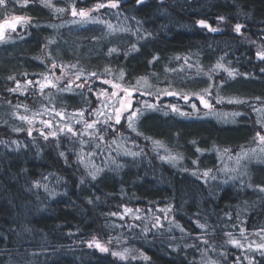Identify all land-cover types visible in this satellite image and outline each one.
Returning a JSON list of instances; mask_svg holds the SVG:
<instances>
[{
  "label": "trees",
  "instance_id": "16d2710c",
  "mask_svg": "<svg viewBox=\"0 0 264 264\" xmlns=\"http://www.w3.org/2000/svg\"><path fill=\"white\" fill-rule=\"evenodd\" d=\"M101 3L108 0L76 1L75 6ZM71 4L53 0L52 5L68 9ZM52 5L8 0L0 8V19L65 21L67 15L55 18ZM114 9L122 19L115 28L104 23L32 28L0 45V264H264V255H248L231 242L247 243L243 230L264 240V192L259 190L264 187V160L249 157L220 177L218 157L225 151H252L256 133H264V113L258 114L264 109V60L257 55L264 51V0H145L139 5L119 0ZM110 10L103 7L100 13ZM237 23L244 25L241 34L234 31ZM45 44L48 58L42 63ZM110 49L116 51L110 54ZM53 64L87 76L94 72L99 78L91 76L82 92H55L54 111L45 109L44 119L68 122L83 112L91 122L97 102L85 94L89 86L94 91L107 88L103 81L109 77L133 86L168 74L193 81L172 87L177 95L163 94L161 106L179 104L186 110L194 95L208 88L206 78L213 77L222 96L243 101L223 105L240 116L234 123L186 120L156 108L137 121L139 135L124 121L115 132L98 124L92 129L99 130L96 135L74 121L67 126H73L75 136L67 129L56 140L29 135V120L22 117H29V111L41 114L38 93L51 97L50 88L40 85ZM218 64L222 73L216 76L211 69ZM18 84L25 86L23 91H10ZM149 95L147 100L155 102ZM118 133L132 143V155L115 160L117 153L112 152L105 160L99 145L111 143ZM87 149V154H100L97 166L83 164ZM167 154L179 157L177 167L166 162ZM157 218L163 227H153ZM256 232L262 234L254 236ZM93 241L101 246L108 242L113 250L135 247L143 255L118 259Z\"/></svg>",
  "mask_w": 264,
  "mask_h": 264
},
{
  "label": "rangeland",
  "instance_id": "374dc122",
  "mask_svg": "<svg viewBox=\"0 0 264 264\" xmlns=\"http://www.w3.org/2000/svg\"><path fill=\"white\" fill-rule=\"evenodd\" d=\"M71 4V6H69L68 9H63V8H56L54 7L53 4V0H43L44 4H48V5H52L53 8L52 13L54 14L55 18H61L67 15V18L65 21H58L54 24H39L37 23L34 19H32L31 17H25V16H6L3 19H0V32H2L3 34V39H0V45H8V43H12V37H15L16 34H18L19 36L23 35L24 32H29L32 28H48V29H52L53 27H56L58 29L60 28H64L65 26H73L74 28H80L82 26H88L90 24H105L106 26H112V28H115V25L118 24L122 19L119 18V15L115 12L116 10L114 8H112V10L108 11L105 14H101L100 10L98 11H92V9L94 8L93 5L91 8H85L84 10L88 12V15L86 17H81L79 15V11L81 10L78 9L75 6L76 1H85V0H69ZM49 7V6H48ZM73 7L75 8L77 15L73 16L72 15V9ZM57 9H63V11H57ZM6 13H8V10H6ZM13 17H22L21 20L19 21H14L12 18ZM7 21V24L5 23ZM12 23H15V29H13L10 25ZM115 24V25H114ZM19 29H21V32L19 31ZM54 29V28H53ZM20 38V37H19ZM12 42H9V41ZM49 44V43H48ZM47 44H45L43 46V51L42 54L44 57V60L42 63H45L46 60L48 58V50H47ZM46 65V64H44ZM48 72L44 75V79L41 80L42 84L44 85L43 88H50L51 90V97L48 99V96L45 94V98L41 97L42 93H38V95L35 97L36 102L39 101V105H41L42 110H41V114L39 116H34L30 111H29V117L25 116L27 119L31 121V123H29V130H31V133H41V132H47L46 134L48 135V139H55L58 138L59 134L58 132L61 131V129H63V131L66 130V125L69 124L70 121H74L76 124H82L83 121H88L85 120L84 116L81 118L80 115H71L70 119L68 120V122L65 121H60L59 119L57 120H50V119H44V116H46L48 114V112L45 110H49V111H54L51 106L55 104V98H54V94L55 92H71V93H76L81 91L82 89H87V84L83 83L82 80L88 78L89 76H87L86 74H83L81 72L79 75V79H77V73H74V71L70 68H60L58 66H56L55 68L52 67V65L48 66ZM212 72L214 73L216 76H219L222 71L220 70V67H215L214 69H211ZM223 70V68H222ZM173 75H166L162 78L157 77V79L152 80L150 78L147 79H141L139 81L136 82L135 85L133 86H126L122 83V81L118 82L117 80H115L113 77H109L107 80L111 81L112 83H117L119 84L121 87L119 89H113L111 87V84H103L104 87L108 86L107 88H102L99 90H92L89 91L87 90V92L85 94H88V96H93L95 101L97 102V108L96 109H101V114L99 116L97 115H93V119L94 120H99V123H96L94 125V128L96 127V125H100L101 123H103V120L105 119L106 116L108 115H114V107H118V101L120 100L121 97H125V92L123 91V89H131L133 92V95H131L130 97H128L127 99H125L123 102L124 103H129L131 104V109L130 110H126L124 112V116H127L129 114V111H134L136 109H140V112H137L136 117L134 118L135 120V125L137 124V121L147 112V111H152L156 108H165L171 112H173L174 114H177L180 117H183L186 120L189 119H216L220 122L223 123H234L235 120L240 116V115H234L236 112H231L225 109V107L223 105L226 104H233V103H228L229 98H225L224 96H222L218 89L215 88L214 86V82L212 81V78H206V81H208V85H212L211 88V94L209 95L208 93H206L203 89V91L200 92L199 95H194L195 98V102H188L186 104L187 109L183 110V106L182 105H169L167 104L166 107L161 106L160 104V97L164 94L165 91H171L173 88H176V84H188L191 83L193 81V78L187 77V78H183L180 75L176 74V76H174L172 78ZM83 78V79H82ZM91 78V77H90ZM183 79V80H181ZM91 80V79H88ZM180 81V82H178ZM188 82V83H187ZM71 83V89L70 90H65L66 86L68 84ZM168 83L170 84V88H168ZM55 84V87H52L51 85ZM78 84H83L84 87L83 88H79L77 87ZM19 87H17L15 89V93L21 92L23 91V89L25 88L24 85L18 84ZM189 85V84H188ZM60 89V90H59ZM78 90V91H77ZM101 90H104L106 92L105 95H101L100 92ZM113 91L117 92V96L113 97L111 95V93ZM216 94L215 96L213 95L214 93ZM14 93V94H15ZM137 93H142L143 94V98H137ZM153 96L154 98H156L155 102H151V100H147L149 99L150 95ZM198 96H203L204 99L208 100L209 103L212 105L211 108H205L204 105L201 103L200 99L198 98ZM99 97V98H98ZM223 97V100L221 102H217V100ZM48 99V100H47ZM213 104L214 107H213ZM147 105H153L154 107H148ZM192 105H195V108L192 107ZM171 106H175L176 108L179 109V111H173ZM223 107V108H222ZM95 109V110H96ZM261 110H259L258 114L259 115H263L264 113V109L260 108ZM181 113H184L183 115ZM60 119H63V115H59ZM80 120V123H77V121ZM41 121H48L51 124V127H48L45 124H42ZM91 121V122H92ZM126 122L127 121L122 117L121 122ZM89 122V121H88ZM111 122V121H110ZM120 122V123H121ZM73 124V123H72ZM71 124V125H72ZM114 124V123H113ZM116 125V126H115ZM114 129L115 131H117V127L120 126V124H114ZM73 127V126H72ZM126 127H128V124H126ZM94 128H91L89 135H96L95 131L92 130ZM129 128V127H128ZM130 129V128H129ZM131 130V129H130ZM67 131V130H66ZM65 131V132H66ZM113 131V132H115ZM132 131V130H131ZM260 131V130H259ZM264 131V128H263ZM51 133H56L55 136L51 135ZM63 133V132H62ZM261 135H264V133H262V131H260ZM120 134H117V138H114V140L111 143H103L101 145H99V149L100 151L102 150L103 153V157L105 160H110L109 154H111L112 152L117 153L115 156V160L116 159H121L126 158V157H130V155H132L131 150H130V146L132 145L131 142H129L128 138L126 136H124L122 138V135L120 136ZM44 137V136H43ZM86 140H91L90 137H85ZM120 139V140H119ZM96 147V146H95ZM160 147V146H159ZM94 148V146H93ZM161 148V147H160ZM252 151H248V152H244L241 151L237 154H233L230 151H225V152H221L219 153L218 157H219V161L221 162V168L219 170L220 173V177L223 176L225 173H227V171H229L231 169L232 166H234V168H236L237 163L238 162H245L246 160L249 159V157H252L255 160L260 161L264 160V143H261L259 141L258 138H256V145L251 148ZM96 151V150H95ZM88 149L84 151V156L82 159L83 164L85 165V167L94 165L97 166V163H100V161H102V158L100 156V154L98 153H89L87 154ZM86 156V157H85ZM165 160L166 162H168V164L172 165L173 167H177L178 161H179V157H175L173 155L167 154L165 156ZM102 163V162H101ZM229 166V167H228ZM240 167H238L235 171L239 170ZM227 170V171H225ZM140 212H138L139 214ZM162 220V219H161ZM159 221L160 224L162 223V221ZM257 234L261 235L262 232H256L254 233V236H256ZM243 235L246 237L247 239V243L242 242V243H233L234 246H236L237 248H239V250L244 251L246 253H248V255L252 254L253 252L255 253H260L264 252V248H259V245L264 244V240L260 241L257 238H254L251 234L247 235L246 232H244L243 230ZM250 240L252 242H250ZM101 244H104L103 247H106L108 249V253H126V256L124 259L127 258H131V259H138L142 257V252L139 251L137 248L133 247H124L123 248H116L113 250L112 246L108 244V242H101ZM114 255V254H113ZM116 258L121 259L120 256L115 255Z\"/></svg>",
  "mask_w": 264,
  "mask_h": 264
},
{
  "label": "snow or ice",
  "instance_id": "6c2138e0",
  "mask_svg": "<svg viewBox=\"0 0 264 264\" xmlns=\"http://www.w3.org/2000/svg\"><path fill=\"white\" fill-rule=\"evenodd\" d=\"M135 2H136L137 5H139V4H143V3L145 2V0H135ZM27 3H28V0H24V5H25V6L27 5ZM7 5H8V0H0V8H6ZM45 6H50V5L46 4ZM103 7L118 8V7H119V0H108V4H103V3H101V4H97V5L94 6V8L92 9V11H98L100 8H103ZM57 11H63V9H57ZM72 15H73V16L77 15V12H76V10H75L74 7H73V9H72ZM79 15H80L81 17H86V16L88 15V12L85 11L84 9H81V10L79 11ZM12 19H13L14 21H19V20L22 19V17H13ZM221 19H223V18H221ZM5 23L7 24V21H6ZM199 23H200L202 26H204V27H209L208 25L205 24L204 21H200ZM10 26H11L13 29H15V23H12ZM243 27H244V25H242L241 23H237V24L234 25V31H235L236 33H238V34H241V29H242ZM210 30L213 31V32H215V31H217L218 29H216V28H211ZM142 38H143V37H142ZM0 39H3V34H2V32H0ZM49 43H51V41H49ZM133 47H135V45H134ZM114 51H116V49H110V50H109V53L111 54V52H114ZM257 55H258V57H259L261 60H264V51H259V52H257ZM154 59H155V58H154ZM52 67L55 68L56 65L53 64ZM73 67H75V66L73 65ZM217 67H221V65L218 64ZM106 71H109V70L106 69ZM226 71H227V69H226ZM262 71H264V69H262ZM79 75H80V73L78 72V73H77V79H79ZM123 75H124V73L121 71V72H120V77L122 78ZM228 75H229V76H233V71H228ZM244 75H247V74H244ZM91 76H97V74L94 73V72L91 73V74L89 75V77L85 79V83H88V79H90ZM97 78H99V77L97 76ZM210 79H211V77H210ZM28 83L31 84L32 82H31V81H28ZM103 83H105V84H111V87H112L113 89H119V88L121 87L119 84H117V83H112L111 81H108V80H104ZM223 83H224V81L221 80V82H220L219 85H217V86H218V87H222V86H223ZM51 86H52V87H55L56 85H55V84H52ZM17 87H19V85H17ZM40 87L43 88L44 85H40ZM77 87H79V88H83L84 85H83V84H78ZM211 88H212V85L210 84V85L208 86V88L204 89V91L210 95V94H211ZM70 89H71V83L68 84V85L66 86V89H65V90H70ZM88 90H89V91H92V89H91L90 86H89V89H88ZM10 91H15V89H11ZM123 91L125 92V97H121V98H120V100L118 101L119 106H118V107H114V115H108V116H106L105 119L103 120V124L107 125L109 128H112L113 131H115V129H114V127H113V123H114V124H120L121 119H122V117H123V118L127 121L128 127H129L133 132H137V129H136V127H135V120H134V118L136 117L137 112H140V109H136V110H134V111H129V114H128L127 116H124V115H123L124 112H125L126 110H130V109H131V104H130V102H129V103H124L123 101L132 95V90H131V89H123ZM100 94H101V95H105L106 92H105L104 90H101ZM164 94H165V95H177V93H175V92H173V91H165ZM111 95H112L113 97H115V96H117V92H116V91H113V92L111 93ZM98 98H99V97H98ZM182 98L185 99V100L189 99V97H188L187 95H183ZM198 98L200 99L201 103L204 105L205 108H211V107H212V105L209 103V101L206 100V99H204L203 96H198ZM257 99H259V98H257ZM222 100H223V97H220V98L217 100V102L219 103V102H221ZM233 102H236V103H243V101H239V100H235V99H233V98H229L228 103H233ZM147 106H148V107H154L153 105H147ZM171 107H172V110H173V111H179V109L176 108L175 106H171ZM192 107L195 108V105H192ZM56 114H57V115H61V113H59V112H57ZM92 114H93V115H97V116H99V115L101 114V109H96V110H94V112H93ZM181 114L183 115L184 113H181ZM79 115H80V117L82 118V117H83V112H81ZM234 115H239V113H235ZM22 119H27V118H26V117H22ZM110 121H111L112 123H110ZM80 122H81L80 120L77 121V123H80ZM99 122H100L99 120H94V121H92V122L83 121V124H84V126H85L86 128L91 129V128H94V125H95L96 123H99ZM29 123H31V121H29ZM41 123L47 125L48 127H51V124H50V122H48V121H41ZM65 127H66V129H67V132L71 133L73 136L77 135V133L73 131L72 127L67 126V125H66ZM61 131H63V129H61ZM96 133L98 134V133H99V130H96ZM28 134L31 135V130H29V133H28ZM81 134H82V133H81ZM137 134L139 135L140 133L137 132ZM41 135L44 136L45 139L48 138V135H46V134L43 133V132H41ZM51 135L55 136L56 133H51ZM256 137L259 139V141H260L261 143H264V135H261L260 131H258V132L256 133ZM97 138L100 139V140H103V136H102V135H97ZM197 150L199 151V149H197ZM60 155L63 156L64 153L61 152ZM133 155H135V154L133 153ZM205 175H207V173H205ZM92 177H93V179H95V173H92ZM45 190H47V186H45ZM259 190H260L261 192H264V187H260ZM89 203H91V201H89ZM125 211H130V210H129V209H126ZM112 215H116V214H115V213H112ZM121 218H123V217H121ZM135 218H136V219H140V217H138V216L135 217ZM153 227H163V225H161L160 222H159V218L156 219V223L153 224ZM201 227H204V225H201ZM145 231H147V230H145ZM232 242H233V243H237L236 241H232ZM93 243H95V246H96L97 248H100L101 251H108V249H107L106 247L101 246L98 242L93 241ZM205 243H207V241H205ZM89 247H92V243L89 244ZM259 248H264V244L259 245ZM113 254H114V255H118V256H120L121 259H124L125 256H126V253H113ZM261 255H264V252H261ZM144 259H148V257L145 256Z\"/></svg>",
  "mask_w": 264,
  "mask_h": 264
},
{
  "label": "water",
  "instance_id": "95a60500",
  "mask_svg": "<svg viewBox=\"0 0 264 264\" xmlns=\"http://www.w3.org/2000/svg\"><path fill=\"white\" fill-rule=\"evenodd\" d=\"M132 95H133V92H132Z\"/></svg>",
  "mask_w": 264,
  "mask_h": 264
}]
</instances>
